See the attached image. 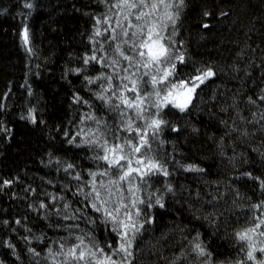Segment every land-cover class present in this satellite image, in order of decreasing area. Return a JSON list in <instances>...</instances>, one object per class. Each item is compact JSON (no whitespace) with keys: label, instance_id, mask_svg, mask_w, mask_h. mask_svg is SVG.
<instances>
[{"label":"trees","instance_id":"obj_1","mask_svg":"<svg viewBox=\"0 0 264 264\" xmlns=\"http://www.w3.org/2000/svg\"><path fill=\"white\" fill-rule=\"evenodd\" d=\"M118 2L0 0V264H64L61 246L67 251L79 243L77 237L103 259L112 253L109 245L119 247L105 207L121 204L126 207L118 219L131 212L139 223L149 221L133 241L132 264H253L247 259L248 242L238 240L237 233L264 218V208L255 207L264 203V0H163L155 9L150 5L159 0H142V7L131 10L113 7ZM141 11L149 15L136 20ZM118 19L144 24L145 32L148 25L159 26L173 56L185 58L173 79L188 80L209 69L214 73L196 89L187 110L163 109L160 115L167 123L155 136L147 127L158 118L150 106L155 95L143 119L118 99L128 84L123 76L135 72L139 81L148 71L135 68L140 57L122 43L127 38L120 34ZM25 27L27 48L21 38ZM97 29L99 36L94 35ZM117 43L134 58L132 65L115 52ZM93 55L97 60L85 64ZM114 59L119 61L115 66ZM143 81V93H152L150 77ZM109 83L112 88L106 90ZM121 110L127 115L121 116ZM129 120L133 129L148 134L150 147L140 155L168 173L150 174L143 181L135 177L134 195L128 183L119 190L113 185L114 169L99 175L107 165L95 159L105 140L109 146L125 144L131 152L125 138L134 137L135 143L139 136L127 129ZM94 135L98 144L85 143ZM93 182L99 201L94 195L85 199ZM135 197L144 203L133 207ZM66 214L78 218L65 220ZM250 235L257 246L264 243V237ZM197 243L211 255L201 257ZM119 255L113 260L119 261ZM255 255L264 260V254Z\"/></svg>","mask_w":264,"mask_h":264},{"label":"snow or ice","instance_id":"obj_2","mask_svg":"<svg viewBox=\"0 0 264 264\" xmlns=\"http://www.w3.org/2000/svg\"><path fill=\"white\" fill-rule=\"evenodd\" d=\"M163 3V0H159L156 4H151L150 7L155 9ZM181 4H183V0H181ZM165 7H172V5H164ZM25 7L31 8V4H25ZM113 7L118 9H134L138 7H142L141 3H137L136 0H119V2ZM130 14V12H129ZM149 15V13H145L141 11L138 15H136V20H141L143 17ZM205 16L209 15V13L205 12ZM124 21H127L128 17L125 15L123 17ZM168 19L175 23V20L168 14ZM101 23L100 20H97V24ZM104 23H108V20H105ZM117 26L119 27L120 34L126 37L127 39L123 40V44H127L129 48L140 57L139 61H135L134 66L136 69L143 67L148 71H145L141 77H139V81H143L144 76L150 77V82L152 86V93H147L146 95L143 93V86L138 81V79L134 78L136 73L133 72L131 75H125L122 77L123 80H127L128 84H123V90L118 97L121 104L124 105L125 108L132 110L137 118L143 119V113L146 110V103L149 101L150 97L155 95V102L151 103V107H155L157 109L156 117L151 120V122L147 125V127L152 131L155 135H158L162 125L167 122L163 119L160 113L163 109L171 107L178 109L180 112H184L187 110L189 105L192 103V99L194 94L196 93V89L200 87V85L204 84L206 80L210 79L214 73L212 70H206L201 72L199 75L188 79V80H175L173 79L178 75V64H184L185 58L184 56L178 55L173 56L171 50V43H164L166 37L161 34V30L158 25L151 24L147 26V31L145 32V25H133L131 22L127 24L123 23L121 20H117ZM204 27H208L207 24H204ZM135 28L134 31H129V29ZM113 33H116V28L111 30ZM94 35L99 36L101 32L97 29ZM21 38L23 45L27 48L30 44L29 32L28 28L25 27L21 33ZM112 40L117 39V35H113L111 37ZM30 50V49H29ZM115 52L121 56L123 59L128 60L129 64L132 65L134 62V58L126 55L122 49L121 44L117 43ZM97 60L95 55L87 57L84 61L85 64H88L90 61ZM175 61V62H173ZM119 61L113 60L112 64L115 66ZM121 71L127 72V69H122ZM97 79H104L103 76L97 77ZM111 80V77H108ZM94 81L90 80L89 83H93ZM148 81H143V84H147ZM130 85V86H129ZM112 88L111 83H109L108 88L106 90H110ZM125 92H131L134 95L132 97L126 96ZM101 100H106V97L100 95L98 97ZM79 99V98H77ZM264 99V97H261ZM119 105H115L114 108L119 109ZM127 115L126 112L121 110V116ZM91 119V117H89ZM32 122L35 123V119L32 118ZM127 129L131 131H137V135L139 136V140L137 142H133L134 137L125 138V142L128 148L131 149V152L125 150V144H113L111 146L108 145V142L105 140L103 143L99 144L102 154H96L95 159L98 161H102L107 165V169L104 172H100L99 175H107L109 174V170L114 169V172H111V175L117 177L112 181L113 185L119 190L121 183H128L130 185L128 191L132 195L135 194L136 189L131 187V182L135 179V177H140V180L143 181L144 178L150 174H156L158 172H163V174L167 175V170L163 168L162 165H159L158 162L153 161L150 157L146 155H140L142 150L146 147H150V142L147 138V132H140L137 129H133L131 120L127 122ZM70 143H73L74 140H70ZM99 137L93 136L90 141H85V143L98 144ZM79 146V145H77ZM73 165H68V168H73ZM146 169V170H145ZM188 171H198L196 168H188ZM94 177L96 173H91ZM251 177L250 174H248ZM77 180H80V176L75 177ZM259 179V178H253ZM6 184L11 183V181H6ZM93 192L86 193L85 199H90L95 196L97 201L101 198V193L96 190L95 183L93 182ZM103 187V185H102ZM261 190L264 191V180H260ZM171 190V189H170ZM109 196L114 195L113 192L109 191ZM108 201H103L101 207H105ZM137 203H144L143 200H140L139 197H135L132 201L133 207L136 206ZM157 204H160L163 207V204L160 203L159 200L156 201ZM151 207L152 205L149 203L148 205ZM41 208H46L47 206L44 203H41ZM91 207L95 211H100V207L97 206V203H92ZM121 207H126V205L121 204L120 207H116L113 210H108L105 207V218L106 220H110L113 224V230L117 232L119 236V247H115L113 245H109L112 248V253L108 255H104L103 259L97 255L96 251H93L88 248L87 245H84L83 238L77 237L79 243L75 244L72 247H69L67 251H64L63 245L61 246V252H63L65 256L64 264H70V261H76L78 264H132V257L134 253L132 251L133 241L136 239V235L141 231L144 226V223H148L149 221L146 219L144 223H139L137 219H134L131 212H126L127 220L118 219ZM257 209L264 208V203L255 206ZM70 206L65 204L64 211L67 212ZM79 211V210H76ZM115 213V215H114ZM141 211L137 209L136 217L141 216ZM65 220H75L78 217L74 214L65 215L63 217ZM19 223V221H17ZM139 224V226H138ZM258 229H264V218H260L257 220L253 227H249L242 232L237 233V238L240 241H247L249 251L247 252V259L253 261V264H264V260H260L255 253L258 251L264 254V243H261L260 246L252 243V235L258 234L261 237H264V230H261L257 233ZM83 245V247H82ZM195 249L198 251L201 257L209 256L210 253H207L205 249L197 243L195 245ZM51 255V251L49 252ZM123 254L119 261L113 260V256Z\"/></svg>","mask_w":264,"mask_h":264},{"label":"rangeland","instance_id":"obj_3","mask_svg":"<svg viewBox=\"0 0 264 264\" xmlns=\"http://www.w3.org/2000/svg\"><path fill=\"white\" fill-rule=\"evenodd\" d=\"M124 218H127V216L126 215H124L123 217H122V220L124 219ZM124 220H127V219H124ZM123 254H120L119 255V258L121 259V256H122Z\"/></svg>","mask_w":264,"mask_h":264}]
</instances>
